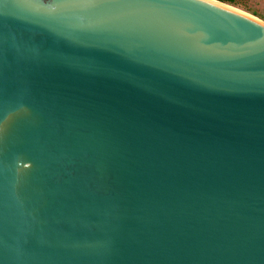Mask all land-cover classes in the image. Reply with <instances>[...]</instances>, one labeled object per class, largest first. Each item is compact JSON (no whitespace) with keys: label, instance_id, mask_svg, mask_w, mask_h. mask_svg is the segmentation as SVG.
Listing matches in <instances>:
<instances>
[{"label":"water","instance_id":"1","mask_svg":"<svg viewBox=\"0 0 264 264\" xmlns=\"http://www.w3.org/2000/svg\"><path fill=\"white\" fill-rule=\"evenodd\" d=\"M219 0H0V264H264V22Z\"/></svg>","mask_w":264,"mask_h":264},{"label":"rangeland","instance_id":"2","mask_svg":"<svg viewBox=\"0 0 264 264\" xmlns=\"http://www.w3.org/2000/svg\"><path fill=\"white\" fill-rule=\"evenodd\" d=\"M232 6L250 14L259 22H264V0H239Z\"/></svg>","mask_w":264,"mask_h":264},{"label":"trees","instance_id":"3","mask_svg":"<svg viewBox=\"0 0 264 264\" xmlns=\"http://www.w3.org/2000/svg\"><path fill=\"white\" fill-rule=\"evenodd\" d=\"M219 1L226 2L228 4L233 5V4H236L239 0H219Z\"/></svg>","mask_w":264,"mask_h":264},{"label":"bare ground","instance_id":"4","mask_svg":"<svg viewBox=\"0 0 264 264\" xmlns=\"http://www.w3.org/2000/svg\"><path fill=\"white\" fill-rule=\"evenodd\" d=\"M232 9H234V10H236V11H239V12H241V13H244V14L248 15L249 17H251V18H253V19H255V20L257 21V19H256V18H254V17H253V16H251L250 14H248V13H246V12H244V11H242V10H240V9L236 8V7L232 8Z\"/></svg>","mask_w":264,"mask_h":264}]
</instances>
